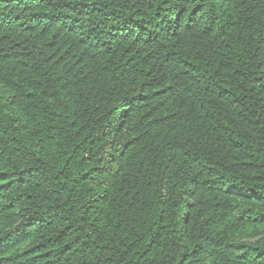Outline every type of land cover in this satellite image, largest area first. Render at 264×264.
Listing matches in <instances>:
<instances>
[{
	"label": "trees",
	"instance_id": "1",
	"mask_svg": "<svg viewBox=\"0 0 264 264\" xmlns=\"http://www.w3.org/2000/svg\"><path fill=\"white\" fill-rule=\"evenodd\" d=\"M0 264H264V0H0Z\"/></svg>",
	"mask_w": 264,
	"mask_h": 264
}]
</instances>
